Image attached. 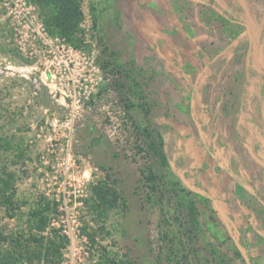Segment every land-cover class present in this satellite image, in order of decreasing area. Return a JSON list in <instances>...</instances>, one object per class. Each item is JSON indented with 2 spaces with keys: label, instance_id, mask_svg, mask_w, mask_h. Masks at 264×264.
Listing matches in <instances>:
<instances>
[{
  "label": "rangeland",
  "instance_id": "obj_1",
  "mask_svg": "<svg viewBox=\"0 0 264 264\" xmlns=\"http://www.w3.org/2000/svg\"><path fill=\"white\" fill-rule=\"evenodd\" d=\"M34 2L0 0V264H264V0H82L78 47Z\"/></svg>",
  "mask_w": 264,
  "mask_h": 264
},
{
  "label": "trees",
  "instance_id": "obj_2",
  "mask_svg": "<svg viewBox=\"0 0 264 264\" xmlns=\"http://www.w3.org/2000/svg\"><path fill=\"white\" fill-rule=\"evenodd\" d=\"M35 4L40 7H48L50 9V25L55 30V32L64 38L67 42L72 44L74 47H78L79 43L84 40V31L81 28V23L83 19V10L82 5L80 4L82 0H34ZM209 3H212V1ZM214 9L218 6L214 4ZM237 21V20H234ZM130 64L135 67V61H130ZM133 92L135 93L137 99L141 101L139 103L140 107L143 109L145 117L149 115L150 106L143 101V97L141 96L142 93V85L140 82H135L132 85ZM145 130V129H144ZM148 131V130H147ZM150 136V135H149ZM160 143L165 147L166 141L163 137L159 136ZM149 148L152 150L153 153L159 156L163 161L166 160L165 155V148L156 149L154 140H150L147 144ZM164 149V150H163ZM171 169L178 175L179 179L184 182L185 187L189 188V192L194 193H202L203 191L201 188L196 185L195 183L186 179L183 175L182 170L179 169L176 165H172ZM143 175H145V179L148 181H153L155 178L158 177L153 173V171L148 168V170L143 171ZM153 186L152 189H154ZM92 191L94 192L95 197L97 198L98 202L105 208V209H114L117 208L121 202V196L118 192L115 184L109 183L105 180H98L95 184L91 187ZM189 214L192 216L194 213V205L192 200L189 201ZM194 217V215H193ZM192 217V218H193Z\"/></svg>",
  "mask_w": 264,
  "mask_h": 264
}]
</instances>
